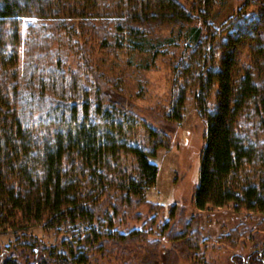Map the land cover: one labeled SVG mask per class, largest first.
<instances>
[{
    "label": "trees",
    "instance_id": "16d2710c",
    "mask_svg": "<svg viewBox=\"0 0 264 264\" xmlns=\"http://www.w3.org/2000/svg\"><path fill=\"white\" fill-rule=\"evenodd\" d=\"M252 2L214 26L215 0H0V233L19 235L0 264H158L163 239L184 240L189 257L206 244L196 228L164 233L175 205L154 229V216L122 229L138 206L160 209L146 191L167 135L123 100L159 57L172 73L166 119L182 120L193 91L205 121L192 202L264 213V0ZM235 260L264 264V246Z\"/></svg>",
    "mask_w": 264,
    "mask_h": 264
},
{
    "label": "rangeland",
    "instance_id": "374dc122",
    "mask_svg": "<svg viewBox=\"0 0 264 264\" xmlns=\"http://www.w3.org/2000/svg\"><path fill=\"white\" fill-rule=\"evenodd\" d=\"M215 4L210 17L214 26L225 22L243 5L244 14L250 15L256 11V5L252 0H215ZM171 51L177 55L176 49ZM139 73L144 87L140 90L136 82L132 81V85L125 92L124 103L140 119L163 131L167 135V146L159 149L156 156L151 157V161L157 165L158 172L155 184L146 191L147 201L156 203L160 209L155 214L149 210V204L138 206L135 213L139 214L140 219H128L122 229L141 227L148 229L152 223L150 221L152 216L154 225L151 229H154L167 221L169 208L175 205L174 218L167 223L168 230L164 233H175L180 230L190 233V230L196 228L207 242L194 257H189L183 247L184 240L163 239L161 250L164 254L159 257L158 264H233L236 256L245 255L255 248L261 250L264 246V213L248 214L244 211H235L230 205L199 209L192 202L193 190L199 179L200 153L206 127L205 121L197 113L194 92H187L182 120L179 122L168 120L166 115L170 109L172 73L168 68L167 58L159 57L154 67ZM134 136L137 141L144 140L143 129L138 127L134 130ZM157 230H151V233H158ZM27 232L34 233L46 244L54 243L52 232L45 231L41 226L31 227ZM17 236L8 232L0 233V245L13 242ZM227 236L238 239L231 242ZM23 240L24 237H21V241ZM115 257L95 255L90 264H121Z\"/></svg>",
    "mask_w": 264,
    "mask_h": 264
},
{
    "label": "flooded vegetation",
    "instance_id": "af4514ba",
    "mask_svg": "<svg viewBox=\"0 0 264 264\" xmlns=\"http://www.w3.org/2000/svg\"><path fill=\"white\" fill-rule=\"evenodd\" d=\"M248 253H249V252H248ZM248 253H246V254H245V256H247V255H248Z\"/></svg>",
    "mask_w": 264,
    "mask_h": 264
}]
</instances>
